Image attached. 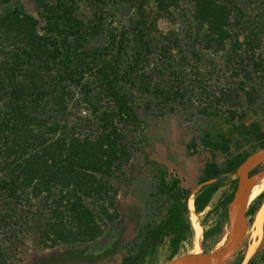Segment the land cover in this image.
<instances>
[{
    "label": "rangeland",
    "instance_id": "obj_1",
    "mask_svg": "<svg viewBox=\"0 0 264 264\" xmlns=\"http://www.w3.org/2000/svg\"><path fill=\"white\" fill-rule=\"evenodd\" d=\"M225 1L234 10L233 16L237 13L239 17L242 3L246 6L247 18L241 21H248L247 31L260 38V41L255 38L252 43L256 63L250 52H232L231 47L228 48L230 51L194 54L196 48L188 29L187 10L173 8L169 12H158L160 0H146L143 6L150 14L146 20L153 46L143 57L134 50V46L140 45L136 41L128 42L126 45L130 47L121 57L122 67L130 71L128 79L121 84L126 90L133 91L135 109L141 121L138 125H119L127 134L129 154L119 160L118 168L111 175H97L98 181L105 185L104 190L88 200L101 228L99 238L93 242L65 241L55 235L58 219L53 209L60 188L50 196H34L22 188L20 201L0 190V264H119L129 255L136 254L142 256L133 264H155L172 255L175 244L171 227L162 242L147 245L143 253L140 252L150 231L165 219L178 199L173 191L162 190L161 178L164 177L166 183L177 178L182 191L189 192V198L195 199L199 183L217 168L224 167L235 155L246 154L256 145L254 141L242 138L236 129L239 124L256 122L264 131V0ZM138 3L123 0L120 3L123 10L115 18L106 20L108 33L119 35L124 30L131 32L130 35L136 33V25L141 19ZM16 7L37 14L35 0H13L0 7V75L18 48L12 40L16 37L10 36L1 19ZM41 26L46 29L43 20ZM238 27L240 25L234 24L235 31H239ZM247 31H242V41H247ZM110 43H113L112 38L101 35L91 45L110 51L114 49ZM40 64L38 61L36 66L39 78L35 84H30L31 88L18 87L20 89L15 92L13 87L0 91V106L6 108L20 99L18 101L29 106L35 130L47 129L52 123L58 125L52 133L55 137L94 139L100 136L103 132L101 122L94 116L89 102L91 90L95 94L99 90L94 75L81 78L73 72L55 86L52 79L62 71L61 65L50 62L51 69L44 70ZM181 80L185 81L184 85H189L188 99L182 104L167 95L168 91L183 86ZM23 83L25 86L26 81ZM202 85L208 87L214 97L222 95L223 87L233 91V95L209 106V110L217 112L215 115L202 112L207 106L199 93ZM51 91L53 93L48 95ZM92 100H96L95 97ZM206 133L211 134L209 144L204 141ZM222 134L229 138L224 145L220 142ZM263 172L264 162L254 174ZM220 179H225L226 183L214 193L210 204L200 213L195 210L203 232L205 225L210 228L215 225L228 195L237 186V179L227 180L225 176ZM255 200L252 199L251 204ZM263 202L264 199L260 206ZM186 217L192 231H186L176 246L178 253L192 247L194 229L189 206ZM64 225L71 226L69 217L65 218ZM232 225L231 215L223 216L220 231L210 236L206 243L203 235L201 247H224L234 230ZM108 231L114 235L111 243L101 244V238ZM254 242L257 247L247 257L248 248ZM263 256L264 223L261 235L253 238L250 228L238 254L223 264H264Z\"/></svg>",
    "mask_w": 264,
    "mask_h": 264
},
{
    "label": "trees",
    "instance_id": "obj_2",
    "mask_svg": "<svg viewBox=\"0 0 264 264\" xmlns=\"http://www.w3.org/2000/svg\"><path fill=\"white\" fill-rule=\"evenodd\" d=\"M12 1L0 0V7ZM126 1L139 2L137 7L141 9L136 33L131 35L127 30L120 31L119 35L110 34L105 25L107 19L115 18L118 12L123 10L120 5L123 0H35L36 15L26 12L22 7H16L1 19L10 36L16 37L12 40L18 48L0 75V91L13 87L15 92L22 87L31 88L30 84H35V80L39 78V70L36 67L38 61L42 63L40 65L44 70L51 69L50 62L63 68L58 77L52 79L55 81L53 85L64 82L70 73L74 72L81 78L94 75V83L99 87L96 94L91 90L93 97L90 96V99L95 97L96 100L89 101L94 116H97L103 129L102 134L94 139L77 136L55 137L52 134L58 126L55 123L49 124L47 129L35 130L31 123L30 118L33 115L28 111L29 106L18 101L20 99H16L17 102L6 108L0 106V190L11 199L20 201L22 188L28 189L34 196H50L56 188H60L61 192L55 198L57 205L53 214L58 219L55 235L65 241L70 239L93 242L99 238L101 228L93 205H90L88 200L94 195H100L104 190L105 185L98 181L97 175H111L118 168L119 160L129 154L127 134L119 125H138L141 121L135 109L133 91L126 90L121 84L128 79L130 73L122 67L121 57L130 47H127L126 43L132 41L140 45L134 46L140 56L145 57L144 54L150 52L153 41L149 22L146 20L150 14L146 13L143 6L146 0ZM241 5L239 17L237 13L233 16L234 10L225 0H160L157 9L158 12H169L173 8L187 10L185 13L190 19L188 29L196 48L194 54L219 52L231 47L232 52H250L253 62L256 63L252 43L254 44L255 38L257 41H260V38L247 31L248 21L242 23L241 20L246 19L248 13L244 3ZM42 20L46 29L41 26ZM193 23H197V26ZM234 24L240 25L239 31L234 30ZM245 30L246 34H249L247 41H242V31ZM101 35L112 38L113 43L110 44L114 45V49L107 51L105 48L97 49L91 45V42ZM113 51H116L115 54L109 55ZM180 82L183 86L168 91L167 95L182 104L188 99L189 85H184L183 80ZM52 93L53 91L48 95ZM199 93L207 104L202 109L207 115L217 114L215 110H209L212 103L218 104L230 94L233 95V91L229 92L227 87H223L222 95L214 97L204 85ZM236 129L242 134V138L256 143L252 151L264 145V131L259 123L245 125L243 122ZM221 137L220 142L223 145L228 142L227 136L222 134ZM204 141L207 144L211 142L210 133H206ZM252 151L235 155L224 167L217 168L205 179L217 178L216 181L198 189L194 199L197 212H202L210 204L218 188L226 183V180L220 177L233 179L232 172ZM259 166L260 164L251 171L252 175ZM161 180L163 191L175 190L178 203L174 209L168 211L165 219L146 238L142 247L145 248L153 236V244L162 242L171 227L175 244L171 255L173 256L178 253L176 246L185 237L186 231H192L191 222L186 217L190 193L182 191L177 178H173L170 183H166L164 177ZM234 191L228 195L215 225L211 228L205 225L204 243L220 231L223 216L231 215L230 202ZM263 199L264 191L256 197L255 203L250 205L252 217ZM66 217L70 218L71 228L64 225Z\"/></svg>",
    "mask_w": 264,
    "mask_h": 264
},
{
    "label": "water",
    "instance_id": "obj_3",
    "mask_svg": "<svg viewBox=\"0 0 264 264\" xmlns=\"http://www.w3.org/2000/svg\"><path fill=\"white\" fill-rule=\"evenodd\" d=\"M264 162V145L253 150L232 172V178L237 179L234 196L230 202L231 218L235 223V237L229 240L222 248L204 249L193 248L165 258L155 264H223L238 254L242 248L252 225L250 212L251 198L248 193V180L251 171ZM211 178L199 183L198 189L203 185L216 181ZM103 243V241H102Z\"/></svg>",
    "mask_w": 264,
    "mask_h": 264
},
{
    "label": "bare ground",
    "instance_id": "obj_4",
    "mask_svg": "<svg viewBox=\"0 0 264 264\" xmlns=\"http://www.w3.org/2000/svg\"><path fill=\"white\" fill-rule=\"evenodd\" d=\"M264 191V172L262 174H253L248 180V193L251 200L258 197ZM188 206L191 210V219L193 224V236H192V247L200 248L203 240V226L201 225L198 214L196 213L194 199L190 197L188 200ZM264 223V202L254 215L251 225L252 237L257 238L261 235ZM233 232L228 237V241L235 237V223L233 222ZM228 236V235H227ZM226 238V235L224 236ZM257 247V242L252 243L247 251V257H250Z\"/></svg>",
    "mask_w": 264,
    "mask_h": 264
},
{
    "label": "flooded vegetation",
    "instance_id": "obj_5",
    "mask_svg": "<svg viewBox=\"0 0 264 264\" xmlns=\"http://www.w3.org/2000/svg\"><path fill=\"white\" fill-rule=\"evenodd\" d=\"M167 191H173L174 193H175V190H165V192H167ZM185 193V192H184ZM177 203H178V201L176 202V204H175V206L173 207V208H171V209H174L175 207H176V205H177ZM167 216V215H166ZM160 224V223H159ZM159 224L156 226V227H158L159 226ZM155 227V228H156ZM154 228V229H155ZM153 229V230H154ZM152 230V231H153ZM168 230H169V228H168ZM152 231H150V235H151V232ZM149 235V236H150ZM113 233H112V231H108L105 235H104V237L103 238H101V240H100V242H101V244H107V245H109L110 243H111V241H112V238H113ZM154 239V236L153 237H150V240H149V242H148V244L147 245H153V240ZM102 241H103V243H102ZM147 245H146V247H147ZM145 247V248H146ZM140 252L141 253H143V251H144V248L143 247H140ZM137 252H138V250H137ZM140 253V254H141ZM95 254V256H97V253L95 252L94 253ZM142 255H138V254H136V255H129L128 256V258L126 259V260H124V261H122L121 263H119V264H133V263H135L138 259H139V257H141ZM171 257V256H170Z\"/></svg>",
    "mask_w": 264,
    "mask_h": 264
}]
</instances>
